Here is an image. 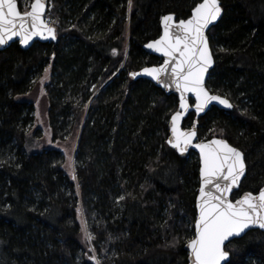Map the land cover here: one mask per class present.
Instances as JSON below:
<instances>
[{"label": "trees", "instance_id": "trees-1", "mask_svg": "<svg viewBox=\"0 0 264 264\" xmlns=\"http://www.w3.org/2000/svg\"><path fill=\"white\" fill-rule=\"evenodd\" d=\"M200 1L131 0L130 10L129 0H49L45 20L56 39L0 51V264H187L198 157L166 144L177 98L129 73L161 63L142 48L160 35V18L186 19ZM219 1L206 87L235 105L212 107L198 138L212 123L205 139L243 152L236 198L264 185V0ZM47 67L51 141L76 142L72 168L63 150L33 145L39 131L29 134ZM226 250L231 264H264V232L249 231Z\"/></svg>", "mask_w": 264, "mask_h": 264}, {"label": "snow or ice", "instance_id": "snow-or-ice-1", "mask_svg": "<svg viewBox=\"0 0 264 264\" xmlns=\"http://www.w3.org/2000/svg\"><path fill=\"white\" fill-rule=\"evenodd\" d=\"M29 5L30 10L21 12L18 0H0V46L17 37L25 46L34 37L56 39L55 29L44 20L46 0H29ZM221 12L219 0H202L193 7L190 18L186 20L177 22L173 15L163 16L162 36L146 46L161 53L165 59L158 67L143 69V74L165 88L174 86L179 93V109L171 115L172 137L168 143L181 154L190 146L200 152L199 215L194 224V238L187 245L191 250V264H231L225 242L239 237L250 225L264 229V189L258 195L248 192L235 201L229 199V194L245 173L242 153L223 139L194 144L197 137L195 128L184 131L180 127L189 109V94L195 97L197 114L213 101L232 107L226 98L211 94L205 87V74L213 62L205 30L220 17ZM72 178L75 180L76 176L73 174ZM81 227L85 240L91 242L95 237L87 230L83 219Z\"/></svg>", "mask_w": 264, "mask_h": 264}, {"label": "water", "instance_id": "water-1", "mask_svg": "<svg viewBox=\"0 0 264 264\" xmlns=\"http://www.w3.org/2000/svg\"><path fill=\"white\" fill-rule=\"evenodd\" d=\"M200 2H202V0H201ZM219 3H220V1H219ZM48 5H49V0H46V11H45V15H46V12H47V9H48ZM220 6H221V3H220ZM18 8H19V6H18ZM221 8H222V7H221ZM19 10H20V8H19ZM28 10H30V7H29ZM20 11H21V10H20ZM191 11H192V10H191ZM21 12H22V11H21ZM222 14H223V10H222V12H221L220 17H219L216 21H214L212 24H210L209 27L205 30V35H206V37H207V40H208V36H207L208 31L210 30V28H212L213 26H215V25L218 23V21H219V20L221 19V17H222ZM166 15H173L174 20L177 21V22L179 21V20L176 19V16H175L174 14H166ZM164 16H165V15H164ZM190 16H191V12H190L189 17H187L186 19L190 18ZM162 17H163V16H162ZM162 17L160 18V28H161V33H160V35H159L156 39H159L160 36H162V34H163ZM186 19H185V20H186ZM44 20H45V16H44ZM45 22H46V20H45ZM46 23H47V22H46ZM47 24H48V23H47ZM48 25H49V24H48ZM49 26H50V25H49ZM50 27H51V26H50ZM48 39H49V38H48ZM48 39H43V38H41V37H34V38L29 42V44H28L27 46H25V45H22L21 43H19V38L17 37V38H14L13 40L9 41L7 44L0 46V51L5 50L7 47H9V46H10L12 43H14V42H17L18 45H19L23 50H27V49H30L34 43H36V42H46ZM156 39H153V40H151V41H148L147 43H145V44L142 46V48H143V50H144L147 54L153 55V56L158 57L159 59H161V63H159L158 65L144 66V67H142V68H140V69H138V70H136V71H132V72L129 73V77H130V79H132V80H134V81H135V80H147V81L151 82L155 87L161 89L165 95H167V96H169V95H174V96L177 98V107H176V109L170 114L169 119H168V123H167L168 134H167V138H166V144H167V146H168L170 149H172L174 152H176V154H177L179 157L185 158V157L188 156V154H189L190 152H194V153H196V155H197V157H198V162H199V170H198L199 186H198L197 194H196V197H195V210H196V218H197L198 215H199V210H198V208H197V198H198V196H199V189H200V186H201L200 169H201V166H202V162H201V159H200V152H199V149L190 146V147L188 148V151H187V152L181 154V153H179L176 149H173V148L171 147V145L168 143V140L172 137L171 122H170V121H171V115H172L175 111H177V110L179 109V93H177V92L175 91L174 86L171 87V88H165L162 84H159V83H157V81L153 80L152 77L143 74V69H144V68H146V67H158V66H160V65L163 63V61H164V59H165V57H164L161 53L156 52V51H154L153 49H150V48H148V47L146 46L148 43H150V42H152V41H154V40H156ZM208 46H209V50H210V54H211V56H212V61H213V62H212V64H211V66L208 68L207 73L205 74V87H206V82H207V79H208L209 73H210V71L213 69L214 64H215L214 57H213V54H212V51H211V48H210V45H209V41H208ZM132 73H137L138 75L133 76ZM206 88H207V87H206ZM207 89H208V88H207ZM208 90H209V89H208ZM209 91H210V90H209ZM210 93H211V94H214V95H219V94H217V93H212L211 91H210ZM219 96L222 97V98H225V97L222 96V95H219ZM226 99H227V98H226ZM227 100L229 101V99H227ZM188 102H189V109H188V111L184 114V116H183V118H182V120H181V123H180V127H181V129L184 130V131H189V130H192L193 128H195V130L197 131V137H196V139L193 141L194 144H195V143H198V142H205V143H208V142H210V141H212V140L223 139V140H225L230 146L236 148L237 150H239V151L242 153V156H243V159H244V163H245V173H244V175L240 178V181H239L238 186H237V187H234L233 190H232V192L229 194V199L235 201L236 199L242 198V196H243L245 193H248V191L241 193V195L238 196V197H236V198H232V196H233V194H234L235 192L239 191V188H240L241 182H242L243 178H244L245 175H246L247 168H246V162H245V157H244L243 152H242L240 149H238L237 147L231 145V144H230L226 139H224V138L213 137V138H210V139H207V140H199V138H198V127H199L198 122H199V119H200L202 116H204V115H205V114H206V113H207L212 107L219 108V109H221V110H223V111H231V110L233 109V107H234L233 104L229 101L230 104L232 105V107H231V108H227V107H225L224 105L219 104L217 101H213V102H211V103L205 108V110H204L203 112L197 114V113L195 112V106H194V105H195V97H194L193 95L189 94V101H188ZM190 113H192L193 116H194V118H193V124H192L191 127H189V128H185V127H184V121L186 120V118L189 116ZM262 189H264V185H262V186L259 188V190H258L256 193H253V194H254V195H258L259 191L262 190ZM251 193H252V192H251ZM196 218H195V220H196ZM194 224H195V221H194ZM253 230H259V231H261V232H264V229H261L258 225H250L249 228L246 229L244 233H242L239 237L230 238V241L235 240V239H239V238L243 237L247 232H249V231H253ZM194 234H195V227H194ZM193 238H194V237H193ZM188 242H189V241H188ZM188 242L185 243V245H184V250L187 252V264H191V250L187 247ZM225 243H226V245H227V244L230 243V242L226 241ZM229 259H230V257H229Z\"/></svg>", "mask_w": 264, "mask_h": 264}, {"label": "rangeland", "instance_id": "rangeland-1", "mask_svg": "<svg viewBox=\"0 0 264 264\" xmlns=\"http://www.w3.org/2000/svg\"><path fill=\"white\" fill-rule=\"evenodd\" d=\"M22 5H24L25 8L27 7L29 9V7H30L29 0H22ZM129 9L131 10V7H129ZM50 21L51 20H47V23H50ZM46 73H47V75L45 77ZM49 81H50V70H49V67H47L45 69L44 73L42 74V76L38 80V82L40 84V88L38 91V98L36 101L34 123H33V126L31 128V131L29 132V134H33L35 131H39V135H37L33 139V145H35L36 148L55 146L56 148L63 150V152L66 155V160L68 162V165H70L69 168H72L76 142L67 141L63 144H56V143L51 141V131H50L49 122L47 120V112H46L47 107L42 102V99L45 96L44 86ZM209 90L214 91L212 87H209ZM214 92L219 94L217 90H215ZM222 96L229 99V101L233 104V106L235 105L234 101H232L230 98H228L226 94H223ZM192 124H193V122L189 126H185V128L191 127ZM204 128H205V134L199 140H207V139H205L206 136L213 131L212 123H209L205 127H202V129H204ZM214 137H217V136H214ZM69 158H71V159H69ZM193 237H194V234L190 239H188V241H190Z\"/></svg>", "mask_w": 264, "mask_h": 264}, {"label": "flooded vegetation", "instance_id": "flooded-vegetation-1", "mask_svg": "<svg viewBox=\"0 0 264 264\" xmlns=\"http://www.w3.org/2000/svg\"><path fill=\"white\" fill-rule=\"evenodd\" d=\"M157 65H158V64H157ZM190 114H192V113H190ZM190 114H189V115H190Z\"/></svg>", "mask_w": 264, "mask_h": 264}]
</instances>
